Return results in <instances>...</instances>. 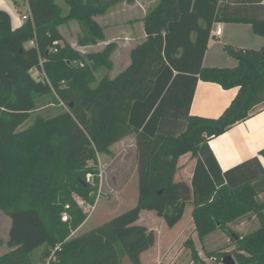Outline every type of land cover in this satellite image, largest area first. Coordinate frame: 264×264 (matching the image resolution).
Returning a JSON list of instances; mask_svg holds the SVG:
<instances>
[{
  "label": "trees",
  "instance_id": "obj_1",
  "mask_svg": "<svg viewBox=\"0 0 264 264\" xmlns=\"http://www.w3.org/2000/svg\"><path fill=\"white\" fill-rule=\"evenodd\" d=\"M11 1L19 7L24 0ZM115 1L66 0L64 15L56 0H27L29 17L17 28L0 10V212L12 222L0 264H47L53 252L50 264H122L127 257L141 264L156 237L135 225L140 213L156 211L172 227L189 199L200 242L221 230L235 245L207 253L209 258L222 262L231 255L238 264H264V170L253 166L259 159L223 173L209 147L264 108V47L226 45L237 67H204L214 25L248 24L264 37V0H159L143 20L146 39L132 50L131 64L95 85L97 71L113 70L115 46L82 54L60 27L77 21L84 29L80 45H97L105 35L96 18ZM33 70L50 83L36 80ZM199 80L239 88L217 119L190 114ZM46 97L68 110L37 117L24 129ZM128 137L137 151L136 208L73 235L89 218L78 199L96 205L99 158ZM187 154L196 159L191 188L175 181ZM249 215L259 221L257 230L241 236L229 227ZM185 247L194 264H207L192 239Z\"/></svg>",
  "mask_w": 264,
  "mask_h": 264
},
{
  "label": "crops",
  "instance_id": "obj_2",
  "mask_svg": "<svg viewBox=\"0 0 264 264\" xmlns=\"http://www.w3.org/2000/svg\"><path fill=\"white\" fill-rule=\"evenodd\" d=\"M10 1L11 0H0V10L7 11L11 15L13 27L17 28L22 26L23 22L21 21V17L20 14L18 13L19 12L18 9L15 10L13 8L15 10L14 12H11V10L8 11L6 6L11 5ZM126 1L128 2L130 1V2L126 4L124 2L122 4L125 5L128 4V7H130V9H134L135 11H138V12H134V14L137 13L138 15H140V17L138 16L139 18L136 19L130 18L128 20V26L130 30H133L135 24H137L136 21L138 22L140 20L138 24L141 23L140 26L142 28L143 34L141 41L134 44L133 48L129 50L128 65L124 70H126L127 67L131 64L132 50L135 49L138 45L142 44L146 39L143 20L149 9L154 4H156L158 0H152L151 4L150 3L147 4L149 0L146 3L143 2V0H126ZM144 3L145 5L147 4L146 6L148 7V9L145 6H143ZM122 4L117 3L116 5L115 4L112 5V7L104 14L105 16L103 15L105 18L100 22L97 20L98 17L96 18V21L103 27L104 35H105V40L102 41V43L100 42L98 44H104L105 47L109 44H113L115 46V50L111 56L112 62L114 60L113 56L115 55L117 46L114 44L113 40L108 42L106 35L108 34V30L111 31L113 29L114 31L112 37H114L116 35L115 32L118 28L113 27L108 29L105 26L107 23L111 24V22L112 25L116 24V22L119 20L122 14V10H125L124 5ZM218 26L222 27V33L220 34V36H216V29ZM125 40H126L125 42H129V44L124 43V47L133 44L135 41V39L131 37H126ZM130 41H132L133 43H131ZM226 45H232L234 47L243 48V49L255 48L254 50H257L264 46V37L255 35L252 31L251 25L248 24L218 23L214 25L212 30L211 38L208 44V50L204 58V67L207 68L237 67L238 61L235 60L233 57H231L224 50V47ZM99 51L102 50L91 51V52H99ZM238 91L239 88L226 90L219 84L199 80L196 85L194 98L190 108V114L192 116L217 119L230 106L232 101L237 96ZM128 138L131 139V137ZM126 140L127 138L122 140L121 142H124ZM132 140L134 141V138H132ZM121 142L115 144L114 146L117 147ZM114 146L111 149L112 151L115 148ZM209 147L223 173L233 168H236L248 161H251L254 158H258L260 164L255 163L253 164V166L259 170H264V157L260 155V152L264 150V108L260 109V111L249 120L236 125L227 133L210 140ZM133 150L135 153V158L137 160V151L135 144ZM184 157H182L179 161V168L175 178L176 182L180 172V167H181L180 164ZM189 203L192 204V199H190L187 204ZM192 214H193V210H192ZM180 221L181 219L177 223L180 224L181 223ZM176 224L173 225L172 227H169L165 219L163 217H160L157 214V212L153 210H143L140 213L139 219L137 220L135 225L140 227H145L149 232H153L156 237L155 244L152 247L153 251L151 253L150 251L142 253L141 264H164V263L174 264L175 262H176L175 264H178L185 252L186 254H189V250H187V248L185 247V242L188 239H192L197 251L199 252L200 258L204 260L207 264H209L210 259L203 254V247L206 248L207 239L209 236L205 239L203 243L200 244L199 242L200 240L195 231L193 215L190 222L187 223L186 226H183V228L178 231L179 234L177 236L173 237L171 236L172 234L170 233L174 232L175 227L177 226ZM83 227L84 225L74 233H79L83 229ZM74 233L73 235H75ZM128 259H129L128 257L124 259L125 261L124 264H132L131 262H128ZM189 259L191 260V257Z\"/></svg>",
  "mask_w": 264,
  "mask_h": 264
},
{
  "label": "rangeland",
  "instance_id": "obj_3",
  "mask_svg": "<svg viewBox=\"0 0 264 264\" xmlns=\"http://www.w3.org/2000/svg\"><path fill=\"white\" fill-rule=\"evenodd\" d=\"M148 0H143V2H147ZM11 5L6 6L8 11L14 12L18 9V13L20 14L21 21L23 24L27 21L29 17V6L27 0H24L19 3V7L15 5L13 1H10ZM57 4L62 7L63 14L67 15L69 12V6L66 3V0H56ZM129 3L126 0H116L115 5L117 3ZM152 0H149L147 4H151ZM159 2V0H158ZM157 2V3H158ZM143 4L147 9L148 7ZM154 4L149 10L153 9L156 5ZM124 5L125 10H122V14L119 20L116 22L115 25L110 23L106 24V28L110 29L113 27H117L116 35H113V29L110 31L108 30V34L106 35L107 41H114V44L117 46L115 55L113 56V63L114 69L111 71H107L106 69H100L96 73L97 83L105 77L109 76L110 78H115L118 76L126 66L128 65V55L129 50L133 48L134 44L141 41L142 39V28L140 20L135 24L133 30H130L128 26V20L130 18H139L140 15L137 13L134 14V9H130L128 4ZM115 7V6H114ZM15 10H14V9ZM142 9V8H141ZM105 16V15H104ZM98 17L97 20L100 22L105 17ZM139 16V17H138ZM83 27L77 21H71L66 25L61 26L60 31L64 35L67 42L75 49L78 50L82 54L89 53L91 51L103 50L105 45L104 44H97V45H88L82 46L80 45V38L83 35ZM126 37H131L135 39L134 43L130 41L131 45L124 47V43L129 44V42H125ZM102 43V42H101ZM264 47V46H263ZM252 48V47H251ZM255 49V48H253ZM260 49V48H259ZM126 60V61H125ZM130 60V59H129ZM33 76L36 80H42L45 82L50 83L47 76L45 74L40 73L39 71H33ZM67 106L56 102L53 97H46L40 100L37 103L36 109L33 112L32 120L24 126V129L28 128L37 117L42 118H49L53 117L62 111H66ZM135 142L132 138H127L126 141L121 142L117 147L113 149V154L110 156H101L99 158V170L101 173L100 176V186H99V195L97 198L96 205L94 207H90L84 204L80 199H78L80 205L83 207L85 211L89 213V218L87 222L84 224L83 229L79 233H74L75 236L80 233L88 232L106 222H110L113 220H117L122 216L128 214L129 212L133 211L137 206L138 200V176H137V160L135 158V153L133 150ZM196 164V159L191 155L187 154L181 161V167L179 176L177 178V182L184 183L189 188H191V178L194 172V166ZM92 180V178H91ZM190 200V199H189ZM187 201V203L189 202ZM192 210L193 204L189 203L186 204L185 214H183L181 218V223H177L174 232L170 233L171 236H177L179 234V230L186 226L187 223L190 222L192 219ZM253 215H249L247 217H243L229 225V227L235 231L236 233L240 234L241 236H245L255 230H257L260 226L259 221ZM244 223V224H243ZM11 218L0 212V256L9 251L8 241H9V233L11 229ZM169 234V236H170ZM174 239V238H173ZM156 240V238H155ZM200 242V241H199ZM201 244V242H200ZM235 248L234 243L231 241L230 237L221 230L215 232V234L211 235L207 239L206 248L203 247V254L208 257L207 253H215L219 254L221 252H229ZM189 250V254L186 252L183 254L180 262L178 264H192V256L191 250ZM150 253L153 251V248L147 250ZM145 251V252H147ZM199 253V252H198ZM142 255V254H141ZM191 257V260L189 259ZM209 258V257H208ZM209 264H222L218 260V258H209ZM124 260L123 263L124 264ZM128 262L129 261L128 259ZM165 264V263H164ZM238 264V263H237Z\"/></svg>",
  "mask_w": 264,
  "mask_h": 264
},
{
  "label": "built area",
  "instance_id": "obj_4",
  "mask_svg": "<svg viewBox=\"0 0 264 264\" xmlns=\"http://www.w3.org/2000/svg\"><path fill=\"white\" fill-rule=\"evenodd\" d=\"M221 33H222V27L221 26H218L217 29H216V36H220ZM88 179L90 180L91 179V176H88ZM62 219H63L64 222L69 221V215L67 213L63 214V218ZM53 255H54V252L52 253V255L50 256V258L48 259L47 264H50L51 260L54 258ZM192 264H194V263H192Z\"/></svg>",
  "mask_w": 264,
  "mask_h": 264
},
{
  "label": "water",
  "instance_id": "obj_5",
  "mask_svg": "<svg viewBox=\"0 0 264 264\" xmlns=\"http://www.w3.org/2000/svg\"><path fill=\"white\" fill-rule=\"evenodd\" d=\"M222 264H237V262L233 256L227 255L225 258H223Z\"/></svg>",
  "mask_w": 264,
  "mask_h": 264
}]
</instances>
